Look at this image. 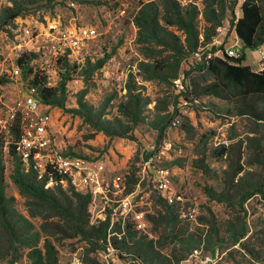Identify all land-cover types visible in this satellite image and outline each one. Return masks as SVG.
Returning a JSON list of instances; mask_svg holds the SVG:
<instances>
[{"label":"rangeland","instance_id":"1","mask_svg":"<svg viewBox=\"0 0 264 264\" xmlns=\"http://www.w3.org/2000/svg\"><path fill=\"white\" fill-rule=\"evenodd\" d=\"M171 1L0 0L1 179L5 208L26 243H16L13 253L6 243L0 264H141L112 247L94 250L57 209L13 179L8 145L14 139L4 121L10 123L18 101L37 97L29 71L46 76L55 88L63 75L69 77L65 107H51L52 137L64 152L105 165L110 192L108 200L92 197L91 226L110 218L111 229L124 232L127 224L135 225L133 212H143L146 229L131 233L153 244L160 264H264V194L242 202L236 191H227L243 175L264 184V98L243 97L231 82L199 68L193 54L181 60L176 49L186 37L178 27L159 19L167 43L161 45L137 26L145 7L158 5L162 15ZM173 1L197 9L201 32L206 13L210 19L225 13L213 43L225 49L238 42L229 22L232 0ZM15 4L25 11L6 24L5 10ZM64 31L77 35L80 46H65ZM25 53L37 57L24 70L17 60ZM64 58L70 68L60 62ZM257 61L258 54L247 50L244 64L256 71ZM215 82L224 91L205 94ZM160 170L167 171L164 178ZM210 187L228 192L230 203L213 199ZM169 195L182 200L170 203ZM126 197L132 207L127 215L119 203ZM161 199L174 206L173 222L160 217ZM4 237L0 228L1 242Z\"/></svg>","mask_w":264,"mask_h":264},{"label":"trees","instance_id":"2","mask_svg":"<svg viewBox=\"0 0 264 264\" xmlns=\"http://www.w3.org/2000/svg\"><path fill=\"white\" fill-rule=\"evenodd\" d=\"M229 10L231 19L229 20L233 31L243 45V50L255 51L259 46L264 44V0H243L240 6L241 16L235 14L239 0H232ZM145 7L141 12L144 17H138L136 24L139 28H145L157 43L166 45L165 39L160 35L158 29V21L162 19L170 26H176L185 34V44H181L177 50L181 60H185L189 55L197 53L200 49L207 47L213 43V40L218 35V28L226 19V14L223 13L219 17L210 19L207 15V26L205 31L201 32L198 23V11L194 7L182 8L173 0L168 4L170 9L167 13L160 15L158 5ZM25 9L22 5L15 4L13 7L5 10L4 22H9L23 15ZM175 49V47H174ZM173 49V50H174ZM214 50L216 48L214 47ZM37 57L34 53H25L18 60L19 68L26 69V66ZM205 58V55H203ZM197 62L199 68L206 69L212 73L215 78H222L225 81L231 82L234 86L240 88L243 97L258 95L264 98V72H256L251 66L245 65L246 53L239 60L232 58L214 59ZM64 61L65 68H70L66 58L60 59ZM106 60L99 63L98 68H102ZM158 68V67H157ZM29 87L37 94V97L45 104L64 108L66 104V84L70 80L66 75L62 76L61 84L58 88L48 85V78L41 76L39 73H33ZM224 91V87L220 82H215L207 86L204 90L205 94L220 95ZM81 107L84 105L81 103ZM10 134L14 141L8 145L9 155L15 159L14 171L12 173L15 182L25 187L33 196L41 200L47 201L54 209H57L62 216L71 224L77 235H80L87 240L94 250H106L112 247L113 249L122 252L125 255L133 257V260L139 261L141 264H160L163 260L159 252L156 251L152 243H147L144 238L131 233L134 226L127 224L126 231H116L111 229L110 218L101 222L98 226H91L89 221L88 209L92 202L90 194L78 193L74 190H69L71 195H67L64 190H50L45 187V184L38 180L37 175L33 171L26 172L15 152L14 143L21 136V116L17 115L15 121L11 125ZM0 144V228L5 234L4 242L0 241V254L4 248L9 246V252H14L16 243H24L22 235H19L20 226L16 218L9 213L4 205V188L1 179V172L4 169L3 156L4 152ZM225 150L218 152L222 155ZM73 155V154H72ZM148 158V157H147ZM227 187V191H236V197H240L242 202H246L257 194H264V184L256 179L252 174L241 176L237 182L233 179ZM208 194L215 200L230 203V195L228 192H218L213 187L207 189ZM163 211L159 215L162 219L166 218L168 222H173L174 206L168 205L167 202L161 199ZM6 210L8 213H6ZM164 212V214L162 213ZM163 214V215H162ZM115 233L123 234L121 238L113 236ZM122 254V255H123ZM101 264V263H97Z\"/></svg>","mask_w":264,"mask_h":264},{"label":"built area","instance_id":"3","mask_svg":"<svg viewBox=\"0 0 264 264\" xmlns=\"http://www.w3.org/2000/svg\"><path fill=\"white\" fill-rule=\"evenodd\" d=\"M94 32V31H93ZM60 40L71 49L80 46V39L73 32H60ZM225 49L212 43L200 49L193 56L197 62L214 59L232 58L239 60L246 51L239 42ZM214 47L216 50H214ZM258 54L256 72H264V44L255 50ZM176 82H180L177 80ZM50 105L45 104L38 97L27 96L18 101L10 116V123L4 121L5 128L10 132L11 125L17 115L21 116V136L14 143L15 152L26 172L33 171L38 180L45 184L50 190H74L82 194H90L93 198L100 196L108 200L109 189H105L106 169L101 161L84 159L64 152L52 137L53 118ZM3 122V121H2ZM167 171L160 170L164 178ZM166 181V180H165ZM116 193H119L118 181L114 182ZM170 203L182 200L180 196H166ZM120 207L125 215L132 212L128 197L120 202ZM134 227L138 231L146 229L147 219L143 212H133ZM116 234V233H115ZM117 236L121 238V235Z\"/></svg>","mask_w":264,"mask_h":264},{"label":"crops","instance_id":"4","mask_svg":"<svg viewBox=\"0 0 264 264\" xmlns=\"http://www.w3.org/2000/svg\"><path fill=\"white\" fill-rule=\"evenodd\" d=\"M249 51V50H248Z\"/></svg>","mask_w":264,"mask_h":264}]
</instances>
